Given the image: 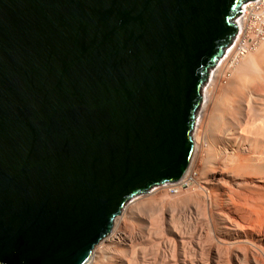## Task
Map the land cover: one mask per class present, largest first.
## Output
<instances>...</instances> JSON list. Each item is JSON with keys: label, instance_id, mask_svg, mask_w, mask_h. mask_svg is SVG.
I'll return each instance as SVG.
<instances>
[{"label": "water", "instance_id": "95a60500", "mask_svg": "<svg viewBox=\"0 0 264 264\" xmlns=\"http://www.w3.org/2000/svg\"><path fill=\"white\" fill-rule=\"evenodd\" d=\"M250 0H0V264H87L179 182Z\"/></svg>", "mask_w": 264, "mask_h": 264}, {"label": "bare ground", "instance_id": "6f19581e", "mask_svg": "<svg viewBox=\"0 0 264 264\" xmlns=\"http://www.w3.org/2000/svg\"><path fill=\"white\" fill-rule=\"evenodd\" d=\"M259 47V49H255L258 50L256 53H250L253 50L248 51V55L246 54L239 61H235V59L241 57L240 53L237 52L236 56L234 55L236 58L234 57L232 64L238 63V67L233 70L236 76H234L235 79L232 78L234 80L231 83L229 81L226 86L224 84V87L220 86L218 88L215 84L216 88L222 93L219 101L213 105V97L208 96V90L206 89V92H203L205 100L208 99V106L215 107V115L218 116L221 124L217 130L219 133H211L212 142H209L210 138L208 139L205 136L200 144L202 133L201 136L199 134L200 137L197 135L200 145L198 144V140L197 142L194 141L195 149L197 147L201 148L200 159H202V165L200 174L196 176V174L191 173V163L185 176L191 177V180L196 182L200 188V192L198 193L200 202L192 204L189 210H185L186 212L183 215L181 214L185 223L181 229H177L178 226L175 225L176 228L172 224L166 223L167 220L165 221L164 219V222L161 219L165 223L162 230L164 229L166 235L162 236L160 232L161 238L159 237L158 241L155 238L156 243L154 240V244L158 245V247H155L156 250L153 251L156 256L161 255V258L167 257L168 254L173 255L174 259H170V262H167L166 258H163L167 262L166 264H264V127H260V133H256L260 142L254 139L255 143H252L251 139L243 134L234 133V124L240 120L239 115L242 116L247 112L244 111L246 109H243L244 107L242 106L245 102L248 103V100H251L249 92L261 94L264 89V42ZM235 50V48L228 50L224 58L225 60L223 59L222 62L226 61V58H229L231 53H233L232 51ZM228 67L231 68L232 66ZM230 70L232 71V69ZM220 72L223 74L222 71ZM246 86L250 87L249 91L245 88ZM237 104L241 106H237ZM256 107H258V101L254 102L253 108ZM236 116H239L237 121L235 120ZM239 124L241 123L239 122ZM195 138L197 139V137ZM137 201L139 200L137 199ZM137 210H135V206L129 210L128 206H126L122 215L123 213H127L126 211H130L131 216H134ZM152 214L154 215V213ZM119 219L120 217L116 219L112 233L100 241H103L104 245H106H103L104 247L99 245L98 247H101V249H97L100 251L96 248L94 250L92 258L97 256L96 253L99 252V263L111 252L113 246H130V244L133 245L134 241L142 243L148 240V236L151 237L150 235L155 233L154 230L152 232V228L149 227L147 222L140 223V228L131 231L127 223L125 221L121 223L119 221L123 219ZM178 220L180 219L178 218ZM173 221L176 222L177 220ZM118 223L119 226L117 228ZM163 223L160 222L162 225ZM157 234L155 233L153 236L157 237L155 236ZM149 240L153 239L150 238ZM150 248L155 249L154 246ZM144 252L148 256L150 250ZM134 253L136 254V252ZM142 256L144 257V255ZM92 258L87 264L91 262ZM133 262L136 263L134 260ZM158 263L160 264L161 262ZM103 264L109 263H105L104 261Z\"/></svg>", "mask_w": 264, "mask_h": 264}, {"label": "rangeland", "instance_id": "374dc122", "mask_svg": "<svg viewBox=\"0 0 264 264\" xmlns=\"http://www.w3.org/2000/svg\"><path fill=\"white\" fill-rule=\"evenodd\" d=\"M259 48H262V47H259ZM229 49H230V47L227 49V51ZM256 51H258V50H253V52L251 51L250 53H256ZM232 52L234 54L231 53L230 57L229 58L228 57L226 58V61L222 62V60L226 57V54H225L221 58V60L219 61V63L210 70L209 79L206 82V84L204 85L203 92L205 93L206 92V89L208 90V96L213 97V105H214V103H216L217 101H219V98L221 97L220 95L222 94V93H220V91H219L218 88L220 86H223L224 84H225L224 86L228 85V82L230 81L229 83H231L235 79V77H236L234 75V73H233L234 72L233 70H235L234 68H237L238 67V63H234V64H232V63H233V59L236 56V53L237 52H236V50L235 51H232ZM221 63H222V65H221ZM233 65H234V67H233ZM228 66H232V67L230 68ZM219 69H221V70H219ZM229 69H232V71L230 70L231 71L230 72ZM220 71H222L223 74ZM232 78H234V79H232ZM215 84L217 85L218 88H216V85ZM247 86L245 88H247L248 91H249L250 90V87H247ZM263 87H264V85H263ZM262 91L263 92L261 94H257L256 92H255V94H252L251 92H249L250 93L251 100L250 101L248 100V103L245 102V104H243V106H242V107H244L243 109H246L244 111H247V112H245V114L242 115V116L239 115L240 117L239 116H236L235 117L236 118L235 119L236 121L239 118H240V120H238L234 124V133H241V134H243L244 136L250 138L252 143H255L254 139H256V140H258L260 142L259 138H257V136H256V133H260L259 132L260 127H264V89ZM204 93H203V95H204ZM257 101H258V107H256V108H258V109L253 108L254 102H257ZM259 103H261V104H259ZM239 105L240 104H237V106H239ZM215 113H216L215 107L214 106H208V99L205 100V98H204V101H203L202 105L200 106V108L198 109V112H197V123H196V126H195L194 131H193V139H194V141L197 142V140L201 136V133H202V136L200 137L201 138L200 139V144L202 143L201 140H203V137H205V136L208 139L210 138V140H208L209 142H212L213 141V139L211 140V138H212L211 133H219L217 130H218V128H220V124H221L220 119L218 118V116L215 115ZM200 120H201V122H200ZM239 122L241 124H239ZM196 129H198V130H196ZM199 134H200V136H199ZM195 137H197V139ZM198 144H199V140H198ZM260 148H261V144H260ZM209 149H210V147H209ZM200 152H201V148L200 147L199 148L197 147L194 150V154H193V158H192V162H191L192 163L191 164L192 165L191 173L196 174V176H198V174H200L201 165H202L201 164L202 163V159H200V157H201V153ZM199 192H200V188L198 187L197 183L196 182H193L191 180V177H188V176L186 177L185 176L179 182H175V183H170V184H167V185L159 186V187L155 188L154 190H152L150 193H146V194L140 195V196L132 199L131 201H133V202L130 201L126 205V206H128V210L131 209V207H133V206H135V210H137V209L138 210L135 211L134 216H131L132 214H130V211L129 212L126 211L127 213H123V215L121 213V215H119L117 218L120 217V219H123V220H121L119 222L122 223L123 221H125V223H127V226H128V228L131 231H134V230H137L138 228H140L139 227L141 225L140 223L147 222V224L149 225V227L152 228V232L154 230V232L157 234V231H158V234L155 235L158 238L153 236V234H155V233H152V235H150L151 237L148 236V240H146L148 242L145 241V242H142L141 243L140 241H134L133 242V245L130 244V246L129 245L128 246H126V245H120V246L119 245H116V246H113L114 248L113 247L111 248L112 249L111 252H109L107 254V256H105L102 259L101 263H99L100 261H98V255H99L98 253L99 252H97L96 253L97 256H94V258H92V260H91V262L89 264H103L104 261H105V263H109V264H112V263L113 264H130L131 260H132L131 264H153L155 262V260H157V262H155L156 264H159L158 262H161L160 264H162L163 262H164V264H166L167 262H170L171 261L170 259H174V256L173 255L171 256V254H168L167 257L164 256V257L161 258V255L160 256H156V254H154V251L158 247V245H155L154 244L155 238H156L157 241L161 238L160 237V235H161L160 232L162 233V236L163 235L164 236L166 235L164 229L162 230V228L164 227V224H165V223L162 222V220L164 221V219H165V221L167 220L166 223L168 222L170 225L172 224V226H174V227L178 226V228L176 227L177 229H179V228L181 229L184 226V224H185L184 223V219L182 218L181 214L183 215V213H185L187 210H189V207L192 206V204H197V203L200 202L199 201V198H198V193ZM139 197H141L142 200L144 199L143 202H142L141 198H139ZM137 199L139 201H137ZM137 202H138V204H137ZM139 206H141L142 208L139 207ZM139 208H140V210H139ZM145 209H146V211H145ZM142 212L143 213L145 212V213L143 214ZM151 212L154 213V215ZM162 213H164V215H162ZM165 214H166V216H165ZM126 215H127V217H126ZM143 215H145V216H143ZM162 216H163V218H162ZM130 217H132V218H130ZM155 218H157V219H155ZM172 218H173V220H177V221L176 222L173 221ZM178 218L180 220H178ZM152 220H154V221H152ZM156 220L159 223H157ZM115 222H116V220H115ZM160 222L163 223V225L160 224ZM173 223H174V225H173ZM156 225H157V227H156ZM159 225H161V226H159ZM114 226H115V223H114ZM118 226H119V223L117 225V228H118ZM160 229H161V231H160ZM150 238L153 239V240H151L152 242L149 240ZM156 240H155V243H156ZM101 243H103V241L100 242L96 246V249L97 248L101 249V247H104L106 245V244L104 245V243L101 245ZM99 245L101 247H98ZM151 246H154V248L155 247L156 248L155 249H151L150 248ZM146 247L147 248L149 247V248L147 249ZM138 248H140V249H138ZM99 249H97V250L100 251ZM126 249H127V251H126ZM139 250H141L143 252L144 251H147L148 252L150 250V252H148L149 255L147 256V253H145V252L143 253V252H141ZM127 252H129V253H127ZM134 252H136L137 255ZM142 255H144V257ZM153 255L155 256L156 259L154 258ZM157 257H158V259H157ZM168 257H169V259L167 260ZM163 258L164 259L166 258V261L167 262H165ZM129 259H130V261H129ZM94 260L95 261L97 260V261L95 262ZM133 260L136 261V263L133 262ZM114 261H115V263H114Z\"/></svg>", "mask_w": 264, "mask_h": 264}, {"label": "built area", "instance_id": "2783aa9c", "mask_svg": "<svg viewBox=\"0 0 264 264\" xmlns=\"http://www.w3.org/2000/svg\"><path fill=\"white\" fill-rule=\"evenodd\" d=\"M236 21L238 34L230 49L235 48L240 53L241 57H235V61H239L248 51L257 49L264 42V0H250L244 4Z\"/></svg>", "mask_w": 264, "mask_h": 264}]
</instances>
